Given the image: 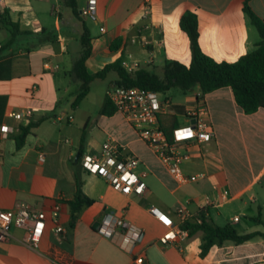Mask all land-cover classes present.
Wrapping results in <instances>:
<instances>
[{"label": "crops", "instance_id": "0c3cea01", "mask_svg": "<svg viewBox=\"0 0 264 264\" xmlns=\"http://www.w3.org/2000/svg\"><path fill=\"white\" fill-rule=\"evenodd\" d=\"M87 1L76 0L77 15L61 0H0V45L8 44L0 53V96L5 98L0 127L8 126L6 133L0 131V209H12L22 200L49 213L59 203V219L65 229L62 237L47 227L38 246L33 247L25 242L26 228L11 225L9 239L0 240V264H264V206L256 198L264 192V154L261 148L245 147L264 140V108L244 113L230 87L204 94L214 136L200 145L192 160L182 164L196 163L207 177L186 189L183 187L193 183L177 185L119 113L99 114L88 126L90 114L78 119L75 110L68 109L73 100L71 83L80 85L69 71L80 56L84 28L91 44L85 61L88 73H96L119 58L149 71H162L165 59L188 65L190 42L179 26L187 10L197 16L203 52L217 61L232 62L252 51L259 41L257 28L243 11L245 0H96L94 20L80 14ZM247 2L264 21V0ZM7 21L17 23L21 31L12 41ZM116 39L120 41L112 47ZM109 78L112 87L117 75ZM188 99L190 96L186 103ZM183 108L175 107L179 120ZM26 109L31 114L20 119L9 115ZM30 122L37 124L18 145L20 127ZM83 129L86 142L82 154L98 151L106 139L113 138L124 146V154L139 159L137 169L146 173L145 178L151 176L142 194L116 191L103 177L82 167L78 152ZM234 139L239 140L243 156L232 147ZM210 145L217 148L215 154L202 150ZM157 166L164 168L175 183L173 187ZM75 174L83 180L82 191L92 202L79 211L70 226L67 202L76 192ZM214 185L218 189H213ZM256 185L261 189H254ZM221 190L228 192L227 200L220 199ZM166 195L174 198L171 205L163 199ZM205 196L213 204H206ZM245 197L257 203L255 209L247 207ZM187 200L193 214L206 208L213 222L222 215L219 208L239 200L249 211L246 219L234 214L228 223L239 233L260 234L241 244L225 241L214 245L204 257L199 255V233L187 234L178 243H161L159 239L168 228L149 208L157 207L178 222L175 209ZM109 213L141 229L133 245L121 227L112 237L93 227Z\"/></svg>", "mask_w": 264, "mask_h": 264}, {"label": "built area", "instance_id": "2783aa9c", "mask_svg": "<svg viewBox=\"0 0 264 264\" xmlns=\"http://www.w3.org/2000/svg\"><path fill=\"white\" fill-rule=\"evenodd\" d=\"M80 14L94 20L96 18V0H88L86 6L80 10ZM122 66L128 71H133L138 67V64L122 60ZM189 92L192 94L184 105L182 121L177 119L176 125L168 133L162 128L160 119L164 115H176V106L169 98H160L162 92L136 86L118 85H113L107 90V96L113 104L115 112L129 123L138 138L147 145L175 183L180 186L204 179L206 176L204 172L185 173L181 165L185 161L192 160L195 151L200 152V145L210 141L214 136L204 94L198 88ZM30 114V109H26L23 113H9L15 119ZM0 131L3 134L6 133L8 126L2 125ZM39 159H44L42 154ZM80 160L84 169L103 177L116 191L127 195L130 193L142 194L146 189V184L142 180L146 173L136 172L139 159L136 156L124 154V146L113 138L106 139L98 151L81 154ZM213 189L218 188L214 185ZM219 197L221 200H227L228 192L221 190ZM188 202L187 200L177 205L175 213L179 218L178 222L173 221L157 207L149 208L150 213L168 228L159 239L161 243H178L188 234V230L180 227L182 223L193 217L197 222H200V218L189 209ZM205 203L210 205L213 204V201L209 196H205ZM59 215V203L54 204L47 213L19 200L12 209H0V240L7 241L9 239L11 225L25 227L28 232L25 242L33 247L38 246L47 227L63 237L65 229L60 223ZM237 219L238 217L235 216L234 220ZM117 227L123 229L124 235L129 238L130 245H133L141 234L139 227L110 213L106 214L98 226L99 231L108 237L117 233ZM136 261L140 263L142 258L138 257Z\"/></svg>", "mask_w": 264, "mask_h": 264}, {"label": "trees", "instance_id": "16d2710c", "mask_svg": "<svg viewBox=\"0 0 264 264\" xmlns=\"http://www.w3.org/2000/svg\"><path fill=\"white\" fill-rule=\"evenodd\" d=\"M65 5L78 15L76 0H61ZM6 11V10H5ZM243 11L257 28L259 41L255 48L241 56L235 61H217L203 52L198 38L199 29L197 16L192 11H185L180 17L179 26L187 34L190 42L191 61L188 65L175 60L165 59L163 63L162 76L155 74L143 67H137L133 71H128L122 66V59H116L106 64L96 73H88L85 61L91 53L89 33L84 28L81 34L80 56L73 62L69 75L73 80H79L80 85L70 106L75 108L89 91L90 83L96 78H103L108 72H115L117 79L115 85L136 86L143 89L165 92L172 87L179 88L183 93L198 88L203 94L222 87H230L236 104L246 114L253 113L259 108H264V21L251 9L247 0L244 1ZM0 12V18H3ZM3 22V19H1ZM11 34L10 41L14 35L20 33L17 23L7 21ZM120 39L113 42L115 47ZM8 44L0 45V53L6 49ZM5 98L0 96V122L3 116ZM115 112L113 104L106 99L101 108L102 115H112ZM161 126L166 132H170L177 123V117L173 114L162 116ZM37 123L30 122L26 126H21L16 141L22 145L27 134ZM86 142V130H82L78 158L82 154V149ZM76 192L74 198L67 203L71 211L70 226H73L79 211L89 204L92 199L87 197L82 191L83 180L75 174ZM207 209L200 208L196 216L200 222L193 217L180 225L182 229L188 230V235L199 233L201 235L200 257H204L212 246L220 245L225 241L234 244H241L259 235L258 231L249 233H239L235 227L226 223L219 225L207 217Z\"/></svg>", "mask_w": 264, "mask_h": 264}, {"label": "rangeland", "instance_id": "374dc122", "mask_svg": "<svg viewBox=\"0 0 264 264\" xmlns=\"http://www.w3.org/2000/svg\"><path fill=\"white\" fill-rule=\"evenodd\" d=\"M155 70V71H154ZM152 72H154L155 74H158L159 76H162V71L161 69H152ZM110 75H116L115 72L111 71L109 73H107V75L103 78H96L94 79L90 85H89V91L86 94V96L79 102V104L75 107V108H71V106H68V109L70 112H72V110H75V116L80 119L83 118V116L90 114V117L88 119V126L91 125V123L95 122V118L101 114V108L104 105V102L106 99L109 100L108 96H107V90H109L111 88L110 86ZM71 89H72V94L70 95V99L72 100L76 94V92L78 91L79 88V83L77 82H73L71 83ZM197 88H194V90H196ZM192 94V92H186L183 93L179 88L177 87H172L170 89H168L165 92H162L160 95V98H169L171 100V102L173 103V105L175 106H184L186 105L185 99L186 97L190 96ZM110 101V100H109ZM111 102V101H110ZM177 117V115H175ZM178 119V117H177ZM181 120V119H180ZM182 121V120H181ZM228 122V124L230 123V121L226 120ZM235 123V120H234ZM233 128V127H232ZM236 134L238 135V132H236ZM256 142V144H249L247 143V145H245V147H249V150L252 149V147H256L261 148L262 149V153L264 154V140H260ZM232 147H234L235 151L237 152L238 155L243 156V151H242V146L239 143V140L234 139L233 143H232ZM202 150H209L210 154H215L217 151V148L213 147L212 145L207 146L205 148H202ZM207 152V151H206ZM194 165V166H193ZM195 166H197V164H191L190 163H184L182 164V168L184 169V171H193V172H189V173H195L197 172H204V171H200L198 170ZM158 171L160 174H162V176H164V178H166L168 184L170 185V187H173L175 185V183L173 182V180L166 174L164 168H162L161 166H157ZM136 172H141V169H136ZM205 173V172H204ZM206 174V173H205ZM207 177V175H206ZM206 177L196 183L193 184H189L187 186H184L183 189L189 188V187H193L196 184H200L201 182L206 180ZM151 176H148L147 178L143 177L142 180L144 181V183L146 184V182H148L150 180ZM254 189H261L259 185H256L254 187ZM247 200V207H251L252 209H255V205L257 203H261L264 206V192L261 194H256V198H257V203L253 204L252 202H250L247 197H245ZM163 199L165 200V202L168 205H171L174 202V198H172L169 195L163 196ZM245 206H243L242 202H240L239 200L234 201L232 203H228L225 206L219 208L220 211H222V215L221 217L216 218L215 217V222L223 225L228 223L227 220H229L231 217H233L234 214H237L238 217L241 218V220H245L246 219V214L249 212L248 209L244 208ZM215 212L213 211V214ZM262 217L264 218V209L262 211Z\"/></svg>", "mask_w": 264, "mask_h": 264}, {"label": "water", "instance_id": "95a60500", "mask_svg": "<svg viewBox=\"0 0 264 264\" xmlns=\"http://www.w3.org/2000/svg\"><path fill=\"white\" fill-rule=\"evenodd\" d=\"M98 226H99L98 223H94V224H93V227L96 228V229L98 228Z\"/></svg>", "mask_w": 264, "mask_h": 264}]
</instances>
